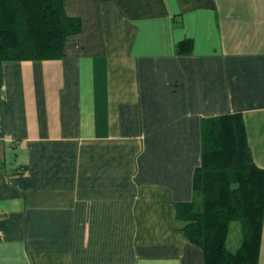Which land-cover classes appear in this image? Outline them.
Returning a JSON list of instances; mask_svg holds the SVG:
<instances>
[{"label": "crops", "instance_id": "crops-1", "mask_svg": "<svg viewBox=\"0 0 264 264\" xmlns=\"http://www.w3.org/2000/svg\"><path fill=\"white\" fill-rule=\"evenodd\" d=\"M64 9L81 28L60 59L0 66V264H205L177 205L204 118L241 112L264 169V0Z\"/></svg>", "mask_w": 264, "mask_h": 264}, {"label": "trees", "instance_id": "trees-1", "mask_svg": "<svg viewBox=\"0 0 264 264\" xmlns=\"http://www.w3.org/2000/svg\"><path fill=\"white\" fill-rule=\"evenodd\" d=\"M80 28V20L67 15L64 0H0V66L4 60L60 59L66 40ZM192 49L193 40L187 38L175 51ZM202 120L193 198L177 205L178 217L186 222L188 239L203 248L205 264H256L264 222V169L253 161L241 112ZM234 222L241 234L236 249L228 245Z\"/></svg>", "mask_w": 264, "mask_h": 264}, {"label": "rangeland", "instance_id": "rangeland-1", "mask_svg": "<svg viewBox=\"0 0 264 264\" xmlns=\"http://www.w3.org/2000/svg\"><path fill=\"white\" fill-rule=\"evenodd\" d=\"M240 237L241 234H239L238 224L234 222L232 224V229L230 232V238L228 243L229 247H231L232 249H236L239 246Z\"/></svg>", "mask_w": 264, "mask_h": 264}]
</instances>
